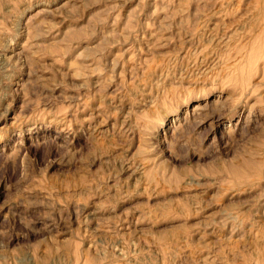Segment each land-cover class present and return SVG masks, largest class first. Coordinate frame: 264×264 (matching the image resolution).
Listing matches in <instances>:
<instances>
[{
  "label": "rangeland",
  "instance_id": "obj_1",
  "mask_svg": "<svg viewBox=\"0 0 264 264\" xmlns=\"http://www.w3.org/2000/svg\"><path fill=\"white\" fill-rule=\"evenodd\" d=\"M0 264H264V0H0Z\"/></svg>",
  "mask_w": 264,
  "mask_h": 264
}]
</instances>
